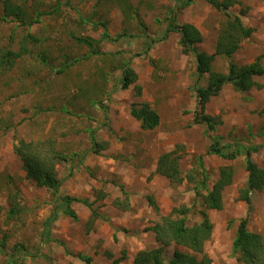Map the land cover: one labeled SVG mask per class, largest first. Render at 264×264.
<instances>
[{
	"label": "rangeland",
	"instance_id": "rangeland-1",
	"mask_svg": "<svg viewBox=\"0 0 264 264\" xmlns=\"http://www.w3.org/2000/svg\"><path fill=\"white\" fill-rule=\"evenodd\" d=\"M11 1L25 11V23H37L29 27L11 17L0 20V48L16 51L25 40L29 51L0 72V264H85L81 257L91 264L115 259L132 264L137 252L157 247L148 229L172 208H191L187 225L200 221L196 191L208 189L198 183L205 179L210 188L222 166L232 167L233 178L223 190L222 208L206 211L212 231L202 254L209 264H236L231 244L243 218L249 231L264 238V187L251 193L250 206L239 199L247 177L245 155L225 159L207 152L211 137L256 147L251 159L264 168V74L256 78L260 89L240 93L225 85L210 98L203 113L219 117L221 124L209 131L192 121L199 110L194 55L181 51L178 33H165L169 20L191 23L202 36L199 50L212 54L226 23L223 13L201 0L186 6L180 0ZM236 1L229 11L253 32L231 57L215 56L212 69L217 72L226 73L229 62L244 65L257 57L264 66V0ZM74 37L93 39L97 53ZM127 67L137 78L122 89ZM198 84L204 86L205 79ZM141 102L159 116L153 130L141 129L130 115V105ZM47 140L65 157L55 165L60 180L55 192L27 178L13 151L19 141ZM170 151L181 175L192 173L193 180L175 183L155 172L158 156ZM120 186L129 209L114 204L125 203ZM66 197L75 199L69 207L76 220L64 213ZM83 201L100 215L89 229L91 212ZM11 202L24 211L9 219ZM45 227L46 240L41 235ZM166 251L168 258L172 247Z\"/></svg>",
	"mask_w": 264,
	"mask_h": 264
},
{
	"label": "trees",
	"instance_id": "trees-1",
	"mask_svg": "<svg viewBox=\"0 0 264 264\" xmlns=\"http://www.w3.org/2000/svg\"><path fill=\"white\" fill-rule=\"evenodd\" d=\"M195 0H180L182 6L189 5ZM210 5L211 8L223 13L226 16V23L220 30L214 47V52L208 54L199 50L198 45L202 41L200 31L191 23H182L180 25L173 24L168 21L165 33L176 32L179 34V46L184 54H193L195 60L196 83L193 91L197 100L199 109L195 112L192 119L195 124H204L207 130L211 131L221 124L219 117L211 116L203 113L205 104L210 98L216 96L224 85H230L234 90L244 93L252 88L259 89L261 85L255 80L264 74V67L257 57L249 64L239 65L229 62L227 72H217L212 69V63L217 55L231 57V55L239 48L241 41L250 38L253 29L245 27L238 15L231 13L229 10L236 4V0H201ZM9 17L14 18L21 25L32 26L37 20H31L25 23V11L20 5L12 3L11 0H3L1 21H6ZM106 31L104 35H106ZM31 42L37 41L30 36ZM74 40L81 45L89 48L91 53H97L92 50L93 39L88 37H74ZM29 51L25 46V40H21L20 46L16 51L9 48H0V72L11 69L16 61L22 56L28 54ZM40 61L46 63V57L41 54ZM77 59L72 61L75 63ZM69 66V64H66ZM62 72V68L59 69ZM136 74L127 67L123 71L120 78L121 88L127 89L136 81ZM205 79L206 84L200 86L198 83L201 79ZM134 90L139 95L140 87L134 85ZM130 115L139 123L143 130H153L159 124V116L148 103H133L130 105ZM211 143L208 146L209 154H216L225 159L235 158L239 154L245 155V170L247 173L245 188L239 192V199L250 206V196L253 191H261L264 187V168L259 167L251 159V153L256 147L238 146L236 144H223L218 137H211ZM47 143V144H46ZM93 149L96 142L92 141ZM234 147V148H233ZM264 147V141H263ZM14 153L22 162V168L26 177L33 181L37 187L51 189L55 192L60 185V180L56 177L55 165L65 160V157L53 147L52 141L45 143H32L19 141L13 146ZM155 172L164 176L171 182L182 183L184 179L193 180L192 173L186 176L181 175L177 163V157L173 151L160 154L156 161ZM233 178V169L230 166H222L218 171V178L212 183L210 188L206 184V180L202 179L198 185L203 189H208L205 194L196 191L199 197V204L202 207L198 214L200 221L193 225L186 224V214L191 208L186 206L174 207L166 215L160 217V222L155 223L148 230L152 232L157 247L152 249H144L135 254L132 264H209V259L204 256L203 248L205 242L209 239L212 224L208 220L206 211L220 210L222 208V193ZM197 190V185L194 186ZM123 194V201L116 200L114 204L120 208L129 209L127 201V192L120 186ZM75 199L66 197L63 199L65 204L64 213L76 220V214L70 209L69 204ZM148 203L158 211L156 203L152 197H147ZM83 203L90 208L91 214L88 217L86 226L89 229L93 220L99 214L93 209L88 201ZM124 204V205H121ZM24 211V208L18 205V202H11L7 215L9 219L15 218ZM100 216V215H99ZM47 223V222H46ZM42 238L49 239V230L45 227L42 230ZM172 247V252L166 258L167 248ZM167 254V255H166ZM231 256L235 259L236 264H264V238L258 234L248 230L247 219H240L236 228L235 236L231 244ZM166 255V256H165ZM198 255H202L198 257ZM85 264H91V259L81 257ZM119 260L115 259L112 264H118Z\"/></svg>",
	"mask_w": 264,
	"mask_h": 264
},
{
	"label": "crops",
	"instance_id": "crops-1",
	"mask_svg": "<svg viewBox=\"0 0 264 264\" xmlns=\"http://www.w3.org/2000/svg\"><path fill=\"white\" fill-rule=\"evenodd\" d=\"M197 28V27H196ZM198 29V28H197ZM264 67V66H263ZM257 78V77H256ZM256 78H255V80H256ZM257 82V81H256ZM258 83V82H257ZM258 84H260V83H258ZM261 85V88H262V84H260ZM225 86V85H224ZM223 88V87H222ZM128 89V88H127ZM252 89H255V88H252ZM260 89V88H259ZM248 92V91H247ZM146 103V102H145ZM134 119V118H133ZM135 120V119H134ZM136 121V120H135ZM257 164V163H256ZM254 192V191H253Z\"/></svg>",
	"mask_w": 264,
	"mask_h": 264
}]
</instances>
